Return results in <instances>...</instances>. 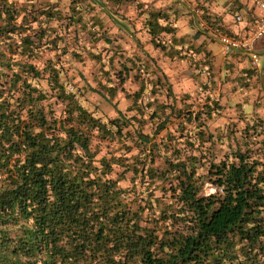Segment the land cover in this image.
Instances as JSON below:
<instances>
[{
	"label": "trees",
	"instance_id": "1",
	"mask_svg": "<svg viewBox=\"0 0 264 264\" xmlns=\"http://www.w3.org/2000/svg\"><path fill=\"white\" fill-rule=\"evenodd\" d=\"M67 9L0 0V264H264V117L253 113L247 119L238 109L242 125L234 121L227 137L214 139L201 117L219 115V100L177 99L165 75L157 76L147 90L152 97L164 91V100H147L148 108L158 107L143 120L132 117L141 128L154 122L150 135L137 131L139 152L132 163L126 156L111 162L100 157L97 167L100 149H89L94 135L108 148L117 137L133 134H125L128 121L110 118L113 135L76 101L79 89L70 92L62 82H72L62 57L80 58L71 44L78 45L76 31L86 26L74 0ZM166 15L149 14L150 34L159 27L155 18ZM129 71L122 63L120 71H105L107 85L98 84L114 98L124 89L112 77L123 84ZM145 89L141 85L131 94L134 102ZM57 102L63 105L59 117ZM193 125L199 146H219L223 153L203 178L195 164L189 171L184 161L173 159L182 154L178 143L198 147L189 130ZM132 148L121 144L116 150ZM205 185L215 191H205Z\"/></svg>",
	"mask_w": 264,
	"mask_h": 264
},
{
	"label": "clouds",
	"instance_id": "2",
	"mask_svg": "<svg viewBox=\"0 0 264 264\" xmlns=\"http://www.w3.org/2000/svg\"><path fill=\"white\" fill-rule=\"evenodd\" d=\"M9 3L12 0H8ZM56 0H48L49 5L55 3ZM35 3V0H33ZM67 0L61 5L65 12L67 9ZM39 6V5H37ZM77 7L80 9L81 13L84 15V23L89 25V28L92 31H95L97 36L100 37L99 42L97 43L95 37H90L92 44L96 46L90 47L88 41L83 39L85 33H81V47L77 50L81 52L82 57L85 61L88 60L90 56V51H103L104 60L103 63H107L109 56L115 52L117 53L115 59L116 63L114 67L110 68L111 72L120 71V65L128 64L131 67L129 62V57H132L133 60L136 59V56H141V60L137 61L139 64H143V60L146 57H155V62L151 64L152 69L155 71L156 75H160V69L167 71V66L165 64V59L168 57V54L173 52L178 47L181 49V52L188 51L187 45L192 44L194 47L203 46V51H206L209 47H212L216 51H220L217 46L223 44V51L235 52L237 49L231 47L233 42L237 37H242L246 33L251 34V29L254 27L264 25V0H121L120 4L113 5L111 0H84L82 4H78ZM92 9H95L94 11ZM117 9V11H114ZM160 10L166 13V16H158L155 18V22L159 26L156 30L155 35L148 33L145 21L150 17L148 16L149 12H155ZM142 13V14H141ZM123 15V18L121 16ZM23 15V14H22ZM90 17H97L100 21L103 22L104 26L92 27V21ZM111 17V20L109 19ZM43 20V17H41ZM189 21H193L192 24H189ZM111 23V27L109 26ZM55 26V25H53ZM165 26L172 29L171 31H166ZM37 27L36 24H32V28ZM74 27H78L75 26ZM197 29H200L204 32V35L196 37L195 33ZM103 34V35H102ZM107 36L111 43H105L104 37ZM213 37L215 38L216 43H213ZM183 38V42L181 41ZM175 40L177 43H173ZM156 41L163 46V51L161 48H153L152 42ZM63 47V44H61ZM71 51V49H70ZM203 51L201 53H196L188 51V55L193 58L194 61H202L204 59ZM52 55V53H48ZM67 59V58H66ZM213 62H215L214 58ZM230 59V57L225 58V62ZM37 64L38 69H43L45 65L39 61H33ZM191 62V61H189ZM72 63V61H69ZM257 61H253L252 65H243L245 67H256ZM77 68L79 65L76 66ZM67 69V65L65 66ZM135 70L133 69V72ZM204 72L203 66L199 70ZM239 72V67L236 69ZM69 76L72 77V82L69 83L67 80L62 78V82L65 83L67 90L70 92H76V88L80 89V92H76V101L82 104L90 112L94 114L101 120V122L111 130L112 134L115 135V127L111 124H108V119L118 118L121 121H128L127 127L124 131L127 134L129 131L132 132V137L128 138L127 135L124 137H117L116 143L111 144L110 147L106 148L105 142H98V140L93 138L92 143L89 145V149L92 152L97 151L99 147V154L96 156L93 161L97 167H101L99 164L100 157H107L111 162L112 157H128L127 163H132V158L136 156L139 152V149L135 147V138L137 131L148 132L151 134V127L154 125V122H149V125L141 128L136 120H132L133 116L143 120L144 116L150 115L151 112L158 107V103H154L152 108L146 106L147 100H159L162 97H152L151 94L146 90L145 94L141 96L138 102H134V99L131 98V94L138 90L140 87L139 82L132 81L129 77H126V82L120 84L119 80L116 77H112V84L115 85L118 89L123 88L125 92H117L115 99L109 96L107 87H100L99 84H94L92 88L96 89L93 91L92 88H88L83 81L79 79L76 75V69H72L69 72ZM155 78L154 76L152 77ZM209 78L207 74L202 75L199 79ZM100 81H103L107 85V78L102 75L98 77ZM162 79L167 80V77H162ZM35 83V81H33ZM73 83L76 85L74 88ZM91 83V81H89ZM148 88H151V84L148 85ZM81 93L83 95H81ZM99 93V96L97 95ZM209 93H205L208 95ZM125 95H128L129 99H124ZM214 95V93H213ZM239 98V97H238ZM255 97H253L254 99ZM95 105H99L98 108ZM170 103V101H168ZM261 108L259 109V114L264 117V100L261 101ZM57 108L56 116H61V109L63 105L60 103H55L53 105ZM131 106L132 110L129 111L128 108ZM143 110V115L142 111ZM243 111V109H241ZM250 111V110H249ZM77 115V113H73ZM214 120H208L207 117L202 116L201 120L205 121L203 125L205 133L211 132L213 138L217 135H223L227 137L230 133L231 125L234 116L229 114L228 119H224L222 116H218L217 113H213ZM199 123V122H194ZM239 122L237 121V124ZM191 126L190 131L193 132V142L198 145L196 148H186L182 143H178L177 146L181 147L182 154L178 157H173L176 162L184 161L187 166V169L191 171L193 164L198 168L197 176L203 178L206 175L207 168L212 164H219L220 160L223 159V153L220 151L219 146L213 148L210 144H204L199 146L200 142L195 136V127ZM94 134H98L99 129H92ZM63 135V133H61ZM121 144L133 145L131 152H125L122 150H116L120 148ZM235 147V145H233ZM207 149L206 155L201 156L202 152H205ZM79 151V149H77ZM83 155V153H81ZM165 155H169L165 153ZM195 157V160L191 158ZM143 159V156L140 157ZM264 159V157H261ZM202 165V166H201ZM120 166L118 164H113V168L117 169ZM175 175V173H174ZM209 191H215L208 185Z\"/></svg>",
	"mask_w": 264,
	"mask_h": 264
},
{
	"label": "crops",
	"instance_id": "3",
	"mask_svg": "<svg viewBox=\"0 0 264 264\" xmlns=\"http://www.w3.org/2000/svg\"><path fill=\"white\" fill-rule=\"evenodd\" d=\"M35 1L36 3L42 2L44 4H49L48 0H35ZM69 1L70 0H67V5ZM74 2H75V5H78V4H82L84 0H74ZM120 2L114 3L113 0H111V3L113 5L120 4ZM64 3H65V0H56V2L51 5H53L55 9H60L63 12H65L63 8L61 7V5ZM92 10L94 11L95 9H92ZM114 11L118 12L117 9H114ZM155 12H158V10ZM79 13L81 14L82 20L84 21V15L81 13L80 9H79ZM151 13L152 12H149L148 16ZM121 16L123 18L122 14ZM90 19L92 21L93 28H95L96 26H100V27L104 26L103 22L100 21L97 17H90ZM109 19L111 20V17ZM146 23L147 21H145V24ZM192 23L193 21H189V24H192ZM85 24L86 26H85L84 32L86 33L88 37L86 38V35H84V40L88 41L90 47L94 48L96 45L91 43V40L89 39L90 35L87 34L88 30L90 31L91 34H94L93 37H95L97 43L99 42L100 37L97 36L95 31H92L89 28V25L87 23ZM109 26L110 27L112 26L111 23ZM146 27L148 31L149 28L147 24H146ZM202 35H204V32L200 29H197L195 36L200 37ZM104 39H105V43L107 44L111 43V40L107 36H105ZM213 39H214L213 42H216L214 37ZM181 41L183 42V38H181ZM173 43H177V42L173 40ZM154 44H156V41L152 42L153 48H161L160 46H155ZM218 48L221 49V45H218ZM187 49L188 51L196 52L199 54L203 51V46L201 45L200 47H194L192 44H188ZM161 50L163 51L162 48ZM188 51L181 52V49L178 47L173 52L169 53L168 57L164 61L168 70L164 71L163 69H160V73H161L160 75H156L155 71L151 67V64L155 62V59H156L155 57L144 58L143 64L137 63V61L141 60V56L137 55L135 60H133L132 57H129L128 59H129V62L131 63V67H129L128 64H126V66L130 68V71L128 74L124 76L125 78L128 77L131 72L133 73V77L141 75V78L139 76V79L137 82H139L140 86L144 85L146 88L145 90H147L148 85L152 83L151 80H155L157 76L161 77L164 75L165 77H167V82L168 84L171 85L172 91L174 90L173 92H178L180 91V89H183L184 91H186L183 88L184 85H187V88L190 86H192V88H196L197 85H199L197 79H199L200 76H197L194 74V67H195L194 65H196V63H193V62H197V61H194L193 58L188 55ZM90 53H92L90 54L91 57L95 59H97V57L100 58L103 56V53H100V51L99 52L90 51ZM256 53L259 57L257 66L255 68L245 67L243 65L245 64L251 65V61H249L250 57L244 52L236 50L235 52H230L228 55H224L221 50L215 51L211 47H209L206 51H203L204 59L202 61H198V65L200 66L202 62H205L204 67L208 70L207 73L210 74L211 80L213 81L218 80V79L222 80L224 83V87H230V86L236 87L237 81L236 80L231 81L230 80L231 77H234L235 75H245V73H247L248 71L249 72L254 71L257 73H261V74L263 73V70L260 69L259 67H263V63H264V37L257 44ZM116 55L117 53L113 52L108 58L107 62L111 65V67H114V61L115 63L117 62L115 59ZM226 57H230V59H228L225 62ZM210 58H214L215 62H213V59H210ZM237 67H239V72L236 71ZM133 69L135 70L134 72H133ZM108 70H109V73H111L110 69ZM106 76L107 75H105V78ZM153 76L155 77L154 79L152 78ZM124 82H125V79H124ZM221 87H223V84L221 85ZM125 91L126 90L121 91V92H125ZM125 98L129 99L126 96Z\"/></svg>",
	"mask_w": 264,
	"mask_h": 264
},
{
	"label": "rangeland",
	"instance_id": "4",
	"mask_svg": "<svg viewBox=\"0 0 264 264\" xmlns=\"http://www.w3.org/2000/svg\"><path fill=\"white\" fill-rule=\"evenodd\" d=\"M76 32L80 38L78 39L79 40L77 43L78 45H72L71 44V48H74L75 50H77V47H79V46L81 47V44H80V41L82 39L81 33L82 32L85 33L82 30H78ZM85 35H86V33H85ZM87 37L88 36L86 35V38ZM83 39H84V36H83ZM213 41H214V39H213ZM213 43L215 44L216 42H213ZM103 51H104V49H102L100 51V53H103ZM90 54H92V53H90ZM62 58H64V60H66L65 66L67 65V67H68L67 70L70 72V71H72V69L75 68L76 69V75L79 77V79L81 81L84 82L85 85H87L88 88H92V86L94 84H98V81H100L98 79V77L101 75L104 77L103 74H104L105 70H108L111 68V65L108 62L107 63L102 62L104 60V56H102L100 58L97 57V59H98L97 60V59L91 57V55H90L87 61H85V59H84V57H82V55H80V58L76 57V58L72 59L70 57V55H65ZM69 61H72V63H69ZM193 63H196V65H194L195 66L194 67V74L195 75L201 77L202 75H205V73H206L209 78L203 79V80L197 79L199 85H197L196 88H192V86L187 88V85H184L183 88L186 91H184L183 89H180V91L174 92L177 99L181 98L182 96H185V97H190L188 102L193 101V102L197 103L199 101H202V99L205 96V93H209L208 95H210L211 98L218 99L219 102L223 105V110L221 111V113L218 116H222L224 119H228L229 114H231L232 116L235 117L233 122L237 121L238 109H240V110L243 109L242 113L245 116V118H247V119H250L252 117L253 113L260 115L259 109L261 108L262 104H261V99L259 98V94H260L259 88H261L260 86L262 85L261 78H262L263 74L253 71L249 75L248 74L235 75L234 77H231L230 80L231 81L236 80L237 86L236 87H233V86L224 87V83L222 80L218 79V80L213 81L210 79V74L207 73L208 70L204 67L205 62H202V63L200 62L201 63L200 66L198 65V61L193 62ZM77 65H79L78 68L76 67ZM109 65H110V67H109ZM114 65H115V61H114ZM201 66H203L204 72L199 71L201 69ZM263 66H264V63H263ZM259 68L262 69V67H259ZM139 76L141 78V75H139ZM139 76L133 77V73L131 72L128 77L132 81L137 82L139 79ZM89 81H91V83H89ZM100 82L104 83L103 81H100ZM125 82H126V80H125ZM222 84H223V87H221ZM79 91H80V89H79ZM118 91L121 92L120 90H118ZM164 93L165 92L162 91L161 95H156L158 98L162 97V99H159V100H164ZM213 93H214V95H213ZM97 95L99 96V93H97ZM253 97H255V98L253 99ZM113 99H115V97ZM124 99H127V98L124 97ZM93 104L95 105V101H93ZM95 107L98 108L99 105H95ZM211 120H214V117ZM240 125H242L241 122L238 123V126H240ZM204 190L207 192H210L208 189V185L204 186Z\"/></svg>",
	"mask_w": 264,
	"mask_h": 264
},
{
	"label": "built area",
	"instance_id": "5",
	"mask_svg": "<svg viewBox=\"0 0 264 264\" xmlns=\"http://www.w3.org/2000/svg\"><path fill=\"white\" fill-rule=\"evenodd\" d=\"M246 33L242 37H237L236 40L233 42L231 47H235L237 50L244 52L250 57L251 65L253 64V61H259V57L256 53V46L259 43V41L264 37V25L254 27L251 29V34ZM221 45V51L224 55H228L229 51H223V44ZM257 66V64H256ZM255 68V67H253Z\"/></svg>",
	"mask_w": 264,
	"mask_h": 264
}]
</instances>
